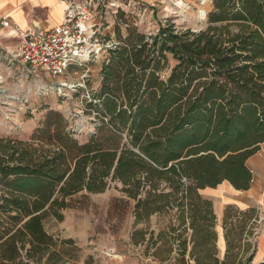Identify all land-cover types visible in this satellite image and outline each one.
<instances>
[{"label":"trees","instance_id":"trees-1","mask_svg":"<svg viewBox=\"0 0 264 264\" xmlns=\"http://www.w3.org/2000/svg\"><path fill=\"white\" fill-rule=\"evenodd\" d=\"M208 20L198 32L170 19L155 34L132 30L109 50L98 95L105 140L73 138L58 114L38 129L43 142H0V264H39L44 250L58 260L44 220L110 180L137 199L136 220L175 209L172 264H253L243 222L237 239L225 222L226 251H214L215 215L199 190L250 186L247 159L264 142V0H213ZM167 52L177 63L162 79Z\"/></svg>","mask_w":264,"mask_h":264},{"label":"rangeland","instance_id":"rangeland-1","mask_svg":"<svg viewBox=\"0 0 264 264\" xmlns=\"http://www.w3.org/2000/svg\"><path fill=\"white\" fill-rule=\"evenodd\" d=\"M136 1L139 7L108 17L109 26L116 32H122L121 27L152 30L160 20L164 23L169 19L180 29H192L195 24H209L208 14L213 8V0H165L147 5ZM101 66L100 58L54 78L0 56V142H43L37 137L38 129L44 127L48 115L56 123L58 114L65 117L66 130L73 138L85 142L97 134L105 140V130H99L108 123L98 98ZM124 189L121 181L110 180L103 192L82 190L70 197V206L60 210L61 218L51 213L44 220V228L57 243L52 250L59 253V259L48 261L51 251L44 250L39 264H172L180 251L179 241L168 231L175 222V209L166 208L136 220L137 199ZM145 197L142 190L138 198ZM235 226L233 237L237 239L241 225ZM216 230L214 225L212 245L223 257L226 244ZM186 236H190V230ZM245 239L251 243L245 254L251 255L258 245L257 237L247 233ZM188 248L190 251L191 243Z\"/></svg>","mask_w":264,"mask_h":264},{"label":"crops","instance_id":"crops-1","mask_svg":"<svg viewBox=\"0 0 264 264\" xmlns=\"http://www.w3.org/2000/svg\"><path fill=\"white\" fill-rule=\"evenodd\" d=\"M142 4H154L155 2H165V0H138ZM209 2V1H208ZM67 2L65 0H0V21L1 16H6L11 25L3 27L0 23V56L10 58V52L17 49L18 38L16 37L15 27H27L31 24H38L49 28L61 23L65 16ZM212 7V5H211ZM118 19V18H117ZM152 30L146 28H126L121 27L122 32H116L112 26L106 29L107 38L115 42V48L125 45L129 31H136L147 35L155 34L160 27ZM135 33V32H134ZM103 57L101 74L104 63L108 61ZM168 65L161 71L162 79H167L172 68L177 63L173 54L167 52ZM101 81L103 74L101 75ZM82 142V141H81ZM247 166L252 172V180L248 189H238L230 181L224 180L215 187H206L199 190L200 195L207 201L214 203V214L216 216V231L222 243L226 244L224 223L234 221V224L246 225V233L250 230L253 234V227L259 230L257 244L253 254L252 263L259 264L264 261V142L260 143V148L247 159ZM236 213L241 215L235 216ZM262 221L257 224L258 218ZM249 231V232H250ZM221 234V235H220Z\"/></svg>","mask_w":264,"mask_h":264},{"label":"built area","instance_id":"built-area-1","mask_svg":"<svg viewBox=\"0 0 264 264\" xmlns=\"http://www.w3.org/2000/svg\"><path fill=\"white\" fill-rule=\"evenodd\" d=\"M67 7L61 23L45 28L38 24L15 27L17 49L10 52L30 71H43L56 78L68 74L75 67L87 66L103 59L115 42L107 38L108 17L117 16L121 10L136 8V0H65ZM139 7V6H138ZM1 25H11L1 16ZM87 89V88H86ZM89 95V90H86ZM262 218L256 219L259 224ZM253 235L259 230L253 227Z\"/></svg>","mask_w":264,"mask_h":264},{"label":"water","instance_id":"water-1","mask_svg":"<svg viewBox=\"0 0 264 264\" xmlns=\"http://www.w3.org/2000/svg\"><path fill=\"white\" fill-rule=\"evenodd\" d=\"M208 22H202L201 24H195L192 27V31L198 32L208 27ZM39 213V212H38Z\"/></svg>","mask_w":264,"mask_h":264},{"label":"bare ground","instance_id":"bare-ground-1","mask_svg":"<svg viewBox=\"0 0 264 264\" xmlns=\"http://www.w3.org/2000/svg\"><path fill=\"white\" fill-rule=\"evenodd\" d=\"M203 2H206V0H203Z\"/></svg>","mask_w":264,"mask_h":264}]
</instances>
